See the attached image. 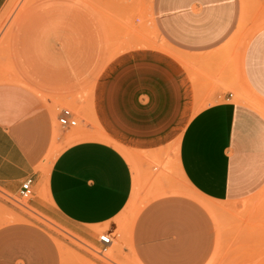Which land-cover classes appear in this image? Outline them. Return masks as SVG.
I'll use <instances>...</instances> for the list:
<instances>
[{
  "label": "crops",
  "instance_id": "crops-1",
  "mask_svg": "<svg viewBox=\"0 0 264 264\" xmlns=\"http://www.w3.org/2000/svg\"><path fill=\"white\" fill-rule=\"evenodd\" d=\"M100 1L105 10H95L103 16L134 0ZM7 2L0 0V13ZM260 3L154 0L155 24L172 48L143 37L115 56L110 42L116 29L89 8L64 0L37 6L14 41L25 83L0 72V192L20 195L32 178L30 206L95 245H101L96 228L112 224L133 202L138 163L123 143L148 153L169 148L170 164L205 200L238 204L256 195L264 188V27L243 47L239 63L243 84L260 103L233 101L232 42L248 11L260 10ZM89 81L99 132L119 141L126 153L98 134L68 144L81 130L70 134L72 127L60 125L59 108L55 113L47 96ZM0 203L26 220L13 215L0 223V264L66 261L46 227L1 198ZM3 206L1 214L7 213ZM133 237L143 264H205L216 227L207 206L172 193L143 209Z\"/></svg>",
  "mask_w": 264,
  "mask_h": 264
},
{
  "label": "rangeland",
  "instance_id": "rangeland-1",
  "mask_svg": "<svg viewBox=\"0 0 264 264\" xmlns=\"http://www.w3.org/2000/svg\"><path fill=\"white\" fill-rule=\"evenodd\" d=\"M57 1L61 0H8L0 13V72L6 78L25 83L26 77L19 70L15 61L14 48L16 45L14 41L17 40L23 20L34 12L33 10L37 6ZM64 1L89 8L96 13L108 29L110 27L112 30L116 29L118 36L112 38V42H110L113 44L114 56L125 48L130 49L131 43L140 44L143 37L158 45L172 48L155 24L154 0H134L128 8L107 12L103 16H100L89 5V1L94 3L93 6L97 3L95 5L97 10H105L104 4L100 0H87L88 4L85 0H81L84 4L76 0ZM256 1L258 5L260 1ZM262 27H264V4L260 3V10L257 8L256 10L252 9L251 12L248 11L232 42L237 57L232 87L235 95L233 101L235 102L255 99L254 91L246 82L243 84L239 63L243 56V47H247L250 38ZM122 33L128 34V37L120 38ZM229 55L228 53V61ZM47 97L52 100V109L55 113L58 108L62 107H69L76 113L78 123L71 128L70 134L77 129L81 131L72 134L68 138V144L86 138L98 139L97 134L103 133L99 132L101 123L97 116L95 92H92L90 81L76 89L50 94ZM96 129L97 132L94 134L82 132V130L94 131ZM107 140L118 146L124 153L127 152L124 145L134 151L139 177L134 188L132 205L127 207L112 224L96 228L97 233H102L112 230L113 226L115 227L114 232L117 235V240L106 252H101V245H95L77 237L50 218L36 212L29 204L32 197L23 198L20 195H7L0 192V198L6 204L15 206L53 234L55 241L63 247L61 248L66 259L63 264H96L88 255L102 264H143L134 248L133 232L137 218L150 202L162 195L172 193L191 196L209 207L212 212L216 227V241L213 253L205 264H264V188L256 195L238 204H221L205 200L194 193L184 182L177 166L173 162L170 164L172 158L169 155V148L165 149L160 145L158 151L154 150L148 153L147 148L144 147H136L127 143H123L122 146L115 140ZM129 156L131 157L130 154ZM42 196L45 198L44 190ZM0 205H4L3 207L7 211L5 214L0 213V223L10 221V217L13 215L16 216V220L26 221L24 217L14 214L5 204L0 203Z\"/></svg>",
  "mask_w": 264,
  "mask_h": 264
},
{
  "label": "built area",
  "instance_id": "built-area-1",
  "mask_svg": "<svg viewBox=\"0 0 264 264\" xmlns=\"http://www.w3.org/2000/svg\"><path fill=\"white\" fill-rule=\"evenodd\" d=\"M60 116H59V123L62 126L66 127H74L77 125L78 120L76 113L73 109L69 107H62L59 108ZM33 179L29 178L27 179L21 187L20 190V196L23 198H29L33 196ZM117 235L114 231H103L102 233H99V242L101 244V252L108 251L116 242ZM103 254V253H102Z\"/></svg>",
  "mask_w": 264,
  "mask_h": 264
},
{
  "label": "bare ground",
  "instance_id": "bare-ground-1",
  "mask_svg": "<svg viewBox=\"0 0 264 264\" xmlns=\"http://www.w3.org/2000/svg\"><path fill=\"white\" fill-rule=\"evenodd\" d=\"M77 1H81V0H77ZM83 1H84V0H83ZM85 1H86V3L88 2L87 0H85ZM98 2H99V1H98ZM87 4H88V3H87ZM93 4H94L93 2L90 3V1H89V5H90V6H91V5L93 6ZM96 4H97V3H96ZM96 4H95V5H96ZM108 4H109V3H108ZM108 4H107V5H108ZM95 5H94V6H95ZM110 5H111V4H109L108 6H110ZM94 6H93V7H94ZM99 7H100V6H99ZM111 7H112V6H111ZM95 8H96V6H95L93 9H95ZM100 8H101V7H100ZM96 9H97V8H96ZM10 12H11V11H10ZM10 12H9V14H10ZM21 12H22V10H21ZM249 100H250V99H249ZM251 100H252V99H251ZM253 100H254V99H253ZM257 100H258V99H257ZM254 102H255V100H254ZM256 102H257V101H256ZM256 102H255V104H256ZM257 103H260V101H258ZM258 105H259V104H258ZM261 105H262V104H261ZM261 105H260V106H261ZM258 107H259V106H258ZM98 135H101V136H103V137L110 138V139L114 140V139L111 138L108 134H104V133L101 134V133H99ZM115 141H116V140H115ZM116 142H117V141H116ZM118 142H119V141H118ZM120 144H121V143H120ZM122 146H123V145H122ZM123 147H124V146H123ZM208 208H209V207H208ZM61 247H62V246H61ZM62 248H63V247H62ZM63 250H64V249H63Z\"/></svg>",
  "mask_w": 264,
  "mask_h": 264
}]
</instances>
